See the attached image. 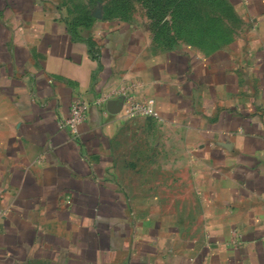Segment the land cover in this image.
Segmentation results:
<instances>
[{
  "label": "crops",
  "instance_id": "1",
  "mask_svg": "<svg viewBox=\"0 0 264 264\" xmlns=\"http://www.w3.org/2000/svg\"><path fill=\"white\" fill-rule=\"evenodd\" d=\"M158 7L0 0V264H264V0Z\"/></svg>",
  "mask_w": 264,
  "mask_h": 264
},
{
  "label": "built area",
  "instance_id": "2",
  "mask_svg": "<svg viewBox=\"0 0 264 264\" xmlns=\"http://www.w3.org/2000/svg\"><path fill=\"white\" fill-rule=\"evenodd\" d=\"M128 110L142 116H151L155 113V100L149 99L144 103L130 104ZM86 117V105L83 103H74L71 108V115L62 126L67 127L72 134L78 132L79 124Z\"/></svg>",
  "mask_w": 264,
  "mask_h": 264
},
{
  "label": "rangeland",
  "instance_id": "3",
  "mask_svg": "<svg viewBox=\"0 0 264 264\" xmlns=\"http://www.w3.org/2000/svg\"><path fill=\"white\" fill-rule=\"evenodd\" d=\"M64 1V3L66 4V5H68L69 6V8H70V11H71V14L74 16V17H76V13L75 12H79V13H77V15H78V17H83V16H85L87 13H84V12H82V11H84V10H88V8H90V7H92L93 6V2L94 1H92V0H63ZM219 16H222V14H219ZM145 160H149L150 162H146V163H151L152 164V162H151V160H153V158H144V159H141V157H135L134 158V164L137 166V165H142V161H145ZM151 175L152 177H157V174L156 173H154V174H152V173H147V171L145 172H139V173H137L136 174V178H138L139 179V181H142L147 175ZM186 208H187V210H189L190 209V206H186ZM185 223H187V222H185Z\"/></svg>",
  "mask_w": 264,
  "mask_h": 264
},
{
  "label": "trees",
  "instance_id": "4",
  "mask_svg": "<svg viewBox=\"0 0 264 264\" xmlns=\"http://www.w3.org/2000/svg\"><path fill=\"white\" fill-rule=\"evenodd\" d=\"M92 1H94V0H92ZM97 1H102V0H97ZM146 3L149 4L151 7V15L156 17L158 20L163 21V13L158 9L159 8L158 7V0H146ZM186 15H188V14H186Z\"/></svg>",
  "mask_w": 264,
  "mask_h": 264
}]
</instances>
